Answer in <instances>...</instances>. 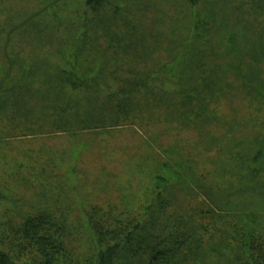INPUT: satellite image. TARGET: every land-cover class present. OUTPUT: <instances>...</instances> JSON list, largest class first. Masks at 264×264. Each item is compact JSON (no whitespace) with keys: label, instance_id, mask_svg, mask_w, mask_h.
Segmentation results:
<instances>
[{"label":"trees","instance_id":"obj_1","mask_svg":"<svg viewBox=\"0 0 264 264\" xmlns=\"http://www.w3.org/2000/svg\"><path fill=\"white\" fill-rule=\"evenodd\" d=\"M160 2L173 23L150 12ZM0 13V137L75 140L0 150L19 159L0 189V264H264V0H0ZM117 128L143 158L127 160L137 180L103 186L79 135Z\"/></svg>","mask_w":264,"mask_h":264},{"label":"rangeland","instance_id":"obj_2","mask_svg":"<svg viewBox=\"0 0 264 264\" xmlns=\"http://www.w3.org/2000/svg\"><path fill=\"white\" fill-rule=\"evenodd\" d=\"M166 9L167 8L163 7V4L161 2L157 6L154 4L150 5V12L155 15L154 17H161V20L163 21L165 20L168 23H170V21L173 18H175L176 13L173 9H167V10ZM3 13L8 14L7 12H3ZM173 22L174 21H171V23ZM0 24L1 25L4 24L2 13H0ZM159 27L160 29H164L162 28V26H157L156 28H159ZM1 35L2 37H5L4 34H1ZM16 38L17 37H15L14 39ZM162 131H163L162 128L158 126L157 128L154 129L155 133H159ZM217 131L222 132L221 129L219 128H217ZM89 133L91 136L87 133H83L79 135V137L82 136V139H84L89 145L88 151H85L83 155L87 156L88 159H91V163H88V164L92 165L94 167L93 168L94 170L99 171L100 168H104L105 170V173L103 175L104 180L102 181L100 180L101 184L103 183V186L106 185L109 181L115 180L114 178L115 174H113L114 172L120 173L119 175L122 180L129 179V177H131L133 180H137V177H136L137 173L131 175L132 170L137 171V168L135 169V166H134L136 160H131V161H127V160L131 159V157H135L136 159L140 161V159L143 158V157L141 158L139 157L141 156L139 146L134 145V140L136 141V139H140L138 136L134 137V134L130 132L128 128L123 131L117 128L115 130L110 131L109 134H107L106 131H101V129H92ZM181 136L183 138L188 139L187 132H182ZM68 137L70 136L65 135V134L51 136V135H48L47 133H41V134H29L22 138L14 137V138L2 140L3 136H1L0 137V150L5 151L7 154L9 153L12 156L15 155L17 158H22L23 156H26L28 158L27 155L29 156L36 155L41 150H43L42 148H48V149L55 150L56 146H58L59 141L65 142L63 144H66V145H68L69 143L71 144L75 141L74 139H69ZM11 151H16V154H12ZM23 152H25V154ZM112 152H117V155L112 154ZM119 153L120 155H118ZM109 154H111L113 157H117L116 160L113 162L110 161L108 158ZM161 155L163 156L162 153H158V156L155 155L156 159L159 160L160 159L159 157ZM118 156L120 157L118 158ZM18 160L19 159L13 160V162L11 161V162L4 163L2 159H0V189L2 188L5 182H8L9 179H10L9 182L12 181L13 178H11L7 174V172L17 169V168H14L13 164L15 162H18ZM20 160H23V159H20ZM25 161H20V162H23V164H25L26 163ZM151 163H153V159L151 160ZM4 173H6L5 176H4ZM25 177H27V174ZM141 179L142 177H140V180ZM212 180H213V183L215 184H211V182L208 183V187L210 188L215 187V188L221 189L223 185H225L226 183L225 177L218 176V177L213 178ZM206 185H207V181H206ZM136 195L141 196L142 193L138 192ZM64 206L65 204H63L61 207H64ZM12 212H15V210H12ZM73 214L75 213H71V215Z\"/></svg>","mask_w":264,"mask_h":264}]
</instances>
